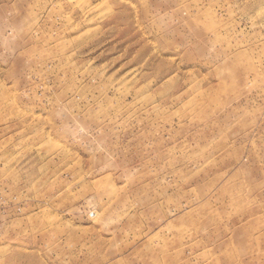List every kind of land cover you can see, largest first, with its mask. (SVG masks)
I'll return each instance as SVG.
<instances>
[{"label": "rangeland", "instance_id": "obj_1", "mask_svg": "<svg viewBox=\"0 0 264 264\" xmlns=\"http://www.w3.org/2000/svg\"><path fill=\"white\" fill-rule=\"evenodd\" d=\"M0 264H264V0H0Z\"/></svg>", "mask_w": 264, "mask_h": 264}]
</instances>
